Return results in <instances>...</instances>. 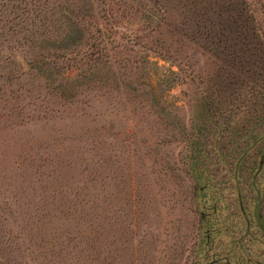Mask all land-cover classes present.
I'll return each instance as SVG.
<instances>
[{
  "label": "rangeland",
  "instance_id": "1",
  "mask_svg": "<svg viewBox=\"0 0 264 264\" xmlns=\"http://www.w3.org/2000/svg\"><path fill=\"white\" fill-rule=\"evenodd\" d=\"M73 1L0 0V264H264V138L244 166L257 196L239 209L221 164L228 187L198 207L212 57L161 44L158 0H77L88 27L60 41ZM247 2L264 31V0Z\"/></svg>",
  "mask_w": 264,
  "mask_h": 264
},
{
  "label": "trees",
  "instance_id": "2",
  "mask_svg": "<svg viewBox=\"0 0 264 264\" xmlns=\"http://www.w3.org/2000/svg\"><path fill=\"white\" fill-rule=\"evenodd\" d=\"M158 2L160 26L166 29L161 44L169 47L173 40L179 43L191 41L208 53L214 64V73L208 75L211 88L201 98L202 105L196 116L200 124L190 149L189 166L196 179L198 207L202 203V209L207 208L210 196L213 197L210 195L213 188L226 187L212 184L214 178L209 176L211 170L214 172L223 164L228 176L222 182L232 181L229 188L235 191V202L240 209L244 190L258 194L256 176L245 169L251 162L248 158L250 151L255 154L264 138V31L247 0ZM73 4L74 14L72 18L65 16L68 17L64 20L66 31L59 40L76 45V39L83 36L84 28L88 27L82 22L88 10L77 0ZM43 33L54 39L59 37L49 29ZM88 58L91 61L87 62L95 60L92 56ZM238 133L239 140L233 145L232 139ZM240 142L242 146L238 144ZM258 166L257 163L256 168ZM244 172L248 174L245 177ZM217 201L214 198L211 209L219 208ZM208 219L203 222L205 228L210 225ZM245 223V234L248 235V220Z\"/></svg>",
  "mask_w": 264,
  "mask_h": 264
}]
</instances>
